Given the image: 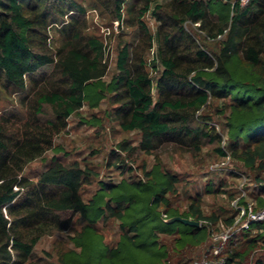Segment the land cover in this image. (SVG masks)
<instances>
[{
    "label": "trees",
    "instance_id": "16d2710c",
    "mask_svg": "<svg viewBox=\"0 0 264 264\" xmlns=\"http://www.w3.org/2000/svg\"><path fill=\"white\" fill-rule=\"evenodd\" d=\"M89 1L141 37L140 44L118 42L108 81L105 45L85 32L81 0H0V264H29L44 232L74 218L71 247H55L58 264H166L169 249L160 235L172 237L175 251H186L205 245L211 225L234 223V215H205L198 195L184 211L174 208L169 195L179 180L156 156L143 170L145 180L104 183L87 199L82 188L92 173L77 162L52 157L34 182L22 175L29 162L54 151L69 117L104 99L115 106L120 129L138 133L137 149L147 155L163 144L198 153L204 141L219 143L214 128L199 120L210 100L226 101L220 111L226 112V143L215 152L253 173L252 182L262 185L249 195L256 209L264 207V0H144L138 10L135 0ZM147 12L157 24L154 33L144 21ZM185 23L198 24L205 43ZM52 25L63 41L54 51L47 35ZM16 104L19 109L6 111ZM118 148L135 150L124 142ZM175 216L200 226L165 222ZM100 220L117 222L113 246L97 229ZM222 255L224 264H264V223L231 236Z\"/></svg>",
    "mask_w": 264,
    "mask_h": 264
},
{
    "label": "rangeland",
    "instance_id": "374dc122",
    "mask_svg": "<svg viewBox=\"0 0 264 264\" xmlns=\"http://www.w3.org/2000/svg\"><path fill=\"white\" fill-rule=\"evenodd\" d=\"M157 1L165 5L168 0ZM81 2L85 8V32L99 36L105 45L107 74L104 79L108 81L114 72L115 51L118 42L125 39L130 45L140 44L141 37L134 27H124L115 20H110L108 15L91 4L89 0H81ZM144 4V0H135V10L142 8ZM153 4L149 5V8ZM126 17L129 18L130 16L127 15ZM144 21L154 33L157 24L150 12L145 14ZM184 27L188 33L195 35L200 43H205L202 36H197L198 24L185 23ZM57 28L58 26L52 25L47 30L48 45L53 51L63 45ZM213 46L214 44L209 42L207 44L208 51H211ZM153 58L154 48L148 53L147 61H152ZM154 93L153 90V97H155ZM225 102L210 100L209 105L201 111L200 115L203 117L199 120L214 128V131L221 138L219 143L211 144L204 141L202 149L198 153L178 150L177 146L173 144H163L153 155L144 154L137 149L139 140L137 132H124L120 129L113 117L115 106L108 99L101 101L98 107L94 109L84 105L76 114L69 117L66 130L54 139V151L50 150L42 157L29 162L22 175L34 182L52 157H57L64 164L77 162L82 169L88 168L92 173L90 184L82 188V196L87 199L94 190L104 183L115 184L122 179L128 181L145 180L143 170L148 171L152 168L156 162V156L160 167L176 175L179 180L176 185V194L169 195L174 208L178 207L180 212L184 211L188 199L198 195L201 198V208L205 215L215 214L221 219L234 215L235 224L241 223L245 217L244 215L241 216L239 206H245L248 203L256 205L252 195H249V193L254 192L252 190L254 188L253 173L245 169L236 159L229 156V158H222L215 152V148L225 146L226 143L223 129L226 112H220ZM12 107L15 110L19 109L18 104H16L9 106L6 111L9 108L11 110ZM49 111L48 107H43L45 114ZM122 142L135 150L132 153L119 150L118 145ZM112 152L115 153L113 156H111ZM231 171L236 174H231ZM208 189H213L215 192L209 193ZM240 199L243 203L240 202ZM60 218L61 220L65 219L63 215ZM74 221L75 218L70 224H59L54 230H46L34 247L33 257L29 264H58L55 247H71L68 235H72L75 226ZM97 229L102 234L106 244L113 246L116 243L119 236L117 222L100 220L97 223ZM226 229L220 222L211 225L210 235L205 245L201 244L186 251H175L172 237L160 235V241L166 244L169 249L166 264H192V262L199 260L212 245L216 244V240L213 239L215 235L226 231Z\"/></svg>",
    "mask_w": 264,
    "mask_h": 264
},
{
    "label": "built area",
    "instance_id": "2783aa9c",
    "mask_svg": "<svg viewBox=\"0 0 264 264\" xmlns=\"http://www.w3.org/2000/svg\"><path fill=\"white\" fill-rule=\"evenodd\" d=\"M247 0H240L241 4H245ZM220 36H218L219 38ZM229 158V157H228ZM245 179V177H244ZM244 181V180H243ZM262 184L254 183L253 187L258 188ZM236 209H238L236 207ZM241 216L244 215L243 222L238 224L234 223L224 230V232L215 235L213 239L216 240V244L212 245L203 257L199 260L192 262V264H224V257L222 255L223 246L226 241L231 237L236 235L240 231L247 230L252 224L262 222L264 223V207L256 209L254 204H246L245 206H239Z\"/></svg>",
    "mask_w": 264,
    "mask_h": 264
},
{
    "label": "water",
    "instance_id": "95a60500",
    "mask_svg": "<svg viewBox=\"0 0 264 264\" xmlns=\"http://www.w3.org/2000/svg\"><path fill=\"white\" fill-rule=\"evenodd\" d=\"M166 223H173V222H179L182 225H187V226H191V227H199L200 223L191 219H187V218H182L179 216H175V217H170L167 218L165 220Z\"/></svg>",
    "mask_w": 264,
    "mask_h": 264
}]
</instances>
